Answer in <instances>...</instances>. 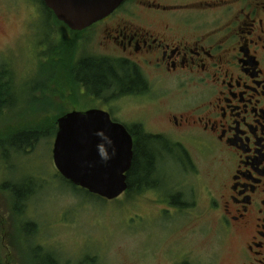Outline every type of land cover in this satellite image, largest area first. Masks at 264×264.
I'll list each match as a JSON object with an SVG mask.
<instances>
[{
	"label": "rangeland",
	"instance_id": "374dc122",
	"mask_svg": "<svg viewBox=\"0 0 264 264\" xmlns=\"http://www.w3.org/2000/svg\"><path fill=\"white\" fill-rule=\"evenodd\" d=\"M42 5V0H0L3 262L179 264L217 249L220 264H225L231 243H218L217 224L210 212L212 193L218 190L219 159L194 141L186 140V149L171 142L175 146L156 158V187L126 191L116 199L75 189L60 175L53 159L58 118L74 107L87 108L97 102L93 85L87 89L73 83L67 57L92 54L96 47L92 42L82 44L65 26H53ZM79 77H85L83 68ZM98 94L108 96L103 91ZM153 101L142 96L114 103H134L123 113L126 122L133 117L148 120V130L156 131L165 124L154 113L159 105ZM20 126L39 133L36 141L21 149L9 141L27 130ZM12 185L22 189L24 200L17 199ZM173 195L180 196L181 206L173 203Z\"/></svg>",
	"mask_w": 264,
	"mask_h": 264
},
{
	"label": "flooded vegetation",
	"instance_id": "af4514ba",
	"mask_svg": "<svg viewBox=\"0 0 264 264\" xmlns=\"http://www.w3.org/2000/svg\"><path fill=\"white\" fill-rule=\"evenodd\" d=\"M42 2L53 26L96 47L71 55L77 68L70 75L84 60L107 65L95 105L72 110L108 112L131 133L134 155L136 135L149 133L183 148L190 139L217 156L210 212L218 243H231L224 263L264 264V0H125L84 30H72ZM142 96L159 105L154 113L165 125L156 131L148 120L126 122L123 113L134 103H114ZM220 260L214 249L179 264Z\"/></svg>",
	"mask_w": 264,
	"mask_h": 264
},
{
	"label": "water",
	"instance_id": "95a60500",
	"mask_svg": "<svg viewBox=\"0 0 264 264\" xmlns=\"http://www.w3.org/2000/svg\"><path fill=\"white\" fill-rule=\"evenodd\" d=\"M72 30H84L114 12L125 0H43ZM53 159L74 186L112 200L129 187L134 158L131 133L108 112L74 109L57 120Z\"/></svg>",
	"mask_w": 264,
	"mask_h": 264
},
{
	"label": "trees",
	"instance_id": "16d2710c",
	"mask_svg": "<svg viewBox=\"0 0 264 264\" xmlns=\"http://www.w3.org/2000/svg\"><path fill=\"white\" fill-rule=\"evenodd\" d=\"M69 57L70 55L67 57V59L69 60L67 61L68 65H66V68L68 70H71L73 61ZM106 66V63L102 62L101 60H84L82 62L81 68H83L84 70L85 77L81 79L79 77V74H77V76L69 75V77L74 78L73 83H76V80H82L88 86L90 84L93 85L95 89H98L100 88L101 80L104 79L102 77V72L103 70H105ZM18 129L27 130H21L15 133V135H13V137L9 141L11 143L15 142L16 144H18L20 149L23 145H31L32 142L36 141L39 136V133L35 129L22 128V126H20ZM170 143L171 141L169 140H164L157 135L149 133L144 137L136 135L134 148L135 155L132 167L128 173L129 191L140 192L144 191L147 188L157 186L159 179L156 177V174L158 172L156 158L159 159L164 150H171L175 146L171 145ZM63 179L70 185H72L75 189H78V187L74 186L71 182H69L65 178ZM11 188L19 201L25 199L26 194H22V189H18L15 186L13 187V185L11 186ZM178 197L180 196L173 195L172 200L175 205L181 206L179 205L180 201H178ZM0 264H5L1 258V255ZM54 264H59L58 260H56Z\"/></svg>",
	"mask_w": 264,
	"mask_h": 264
}]
</instances>
